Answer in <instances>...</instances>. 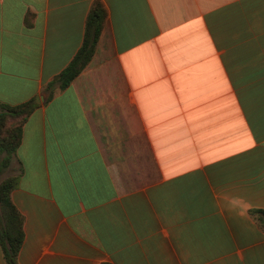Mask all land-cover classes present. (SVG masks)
<instances>
[{"label": "crops", "instance_id": "0c3cea01", "mask_svg": "<svg viewBox=\"0 0 264 264\" xmlns=\"http://www.w3.org/2000/svg\"><path fill=\"white\" fill-rule=\"evenodd\" d=\"M94 1L0 0L18 264H264V0H98L48 97Z\"/></svg>", "mask_w": 264, "mask_h": 264}, {"label": "trees", "instance_id": "16d2710c", "mask_svg": "<svg viewBox=\"0 0 264 264\" xmlns=\"http://www.w3.org/2000/svg\"><path fill=\"white\" fill-rule=\"evenodd\" d=\"M105 9L100 1L92 3L85 24L81 45L69 63L46 85L48 97H51L55 86L64 88L84 68L92 57L102 23ZM37 102L30 98L18 104L0 101V171L10 160L11 154L20 144L22 125ZM16 182L15 176L0 180V245L6 264H18V252L23 240L22 215L10 198V191ZM253 212L264 210L255 209ZM98 264H111L102 261Z\"/></svg>", "mask_w": 264, "mask_h": 264}]
</instances>
